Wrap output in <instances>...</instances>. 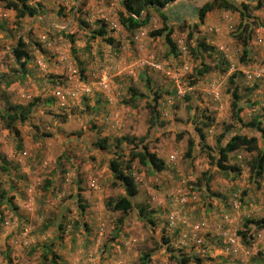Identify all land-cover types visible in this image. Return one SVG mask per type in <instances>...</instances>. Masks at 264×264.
<instances>
[{
    "label": "rangeland",
    "instance_id": "obj_1",
    "mask_svg": "<svg viewBox=\"0 0 264 264\" xmlns=\"http://www.w3.org/2000/svg\"><path fill=\"white\" fill-rule=\"evenodd\" d=\"M120 1L30 0L36 14L20 19L0 5V264H178L180 253L187 264H264V228L247 226L246 244L235 233L244 219L264 217V165L259 176L249 169L264 136L245 125L257 117L264 130V0H226L247 4L258 22L243 60L236 11L213 9L198 23L209 0H175L161 9L164 20L149 7L146 25L127 31ZM101 23L103 38H91ZM162 24L174 54L149 35ZM18 40L27 58L15 61ZM199 40L210 52L188 49ZM30 100L28 118L12 123L16 136L5 110ZM233 134L253 135L256 150L228 152L234 169L222 170L217 146ZM123 135L143 137L164 162L153 170L131 161L137 192L126 212L105 205L125 193L108 169L111 158L129 157L131 144L114 145Z\"/></svg>",
    "mask_w": 264,
    "mask_h": 264
},
{
    "label": "trees",
    "instance_id": "obj_2",
    "mask_svg": "<svg viewBox=\"0 0 264 264\" xmlns=\"http://www.w3.org/2000/svg\"><path fill=\"white\" fill-rule=\"evenodd\" d=\"M30 0H0V5L3 7L10 9L14 12L15 17L17 19L22 18L23 16L32 17L37 12V6L30 5ZM175 0H121V10L117 12V21L119 25L127 30L132 31L137 28L143 27L146 25L148 21V14L146 12L147 8L151 7L155 9L158 14L161 16V19L164 20V16L161 14V9L164 8L167 4L173 2ZM259 8V3L256 4L255 9ZM213 9H226L230 11H236L238 14V22L236 24V38L241 41L242 50L240 54V59L243 60L244 57L248 54V41L251 31L253 30V25L258 24L256 19H254L251 15H249V8L247 4L239 3L238 6H235L226 0H209L202 3L196 12V17L198 23L203 21L204 15ZM103 23L99 25V27L91 30V38L96 36L103 38ZM194 27V26H193ZM193 27L189 29L186 33V37L189 39L192 37V33L194 32ZM149 35L152 37H161L167 45L168 52L170 54L175 53V44L171 39V29L162 24L160 27L152 29L149 31ZM111 43V39L105 40ZM23 42L18 40L16 46L12 48V56L15 61H19L21 58H27V54L23 49ZM190 51L193 49H200L204 52H210L211 47L204 44L202 40L196 42L193 48H188ZM21 66L24 65L23 61L20 62ZM208 67H202L200 69H196L194 74L199 76L202 73L208 71ZM235 75L233 73L229 74L227 77V81L230 85V109L232 112V116L239 120L238 112L240 111V107L237 104L238 96L236 92V85L234 84ZM129 91V99H133L135 97V90L132 88L128 89ZM158 98V94L153 92L152 101L155 103ZM35 104L34 100H30L25 104H9L5 110V126L6 128L14 133V135L18 136V131L13 127L12 123L14 121H24L28 118L29 113ZM153 106H150V119L154 117L153 115ZM151 124V123H150ZM260 120L257 117H252L248 122L245 123L246 126L251 127L258 131L261 136H264V130L260 125ZM196 134L198 138L201 140L203 138L202 132L199 128L196 129ZM219 141V140H218ZM121 142L131 144V149L129 150V157L122 160H118L116 158H111L108 161V169L111 172L113 178L120 182L124 187L125 193L122 196H119L114 201H107L106 207L111 211H120L126 212L131 208L130 196H133L137 192V188L133 177L130 175V167L131 161L134 158L138 159V162L144 165L149 166L153 170H161L164 166V162L162 159L158 158L154 152L148 150L147 145L144 142L143 137L133 138L128 137L126 135L120 136L115 139L114 145L117 147ZM106 144V138H102L96 141V145L103 148ZM193 146L192 140H188L187 148L185 151L186 156L190 155L191 148ZM238 148H242L248 152L256 150V139L253 135H245V134H233L229 137V139L224 143L223 146H217V158L215 159L216 165L222 170H231L234 169L233 166H229L225 164L227 160V153ZM208 154L209 148H207L204 144H202V150ZM212 157V156H211ZM2 160L0 158V164ZM264 165V153L256 152V155L251 160L249 164V169L253 172V176H259L263 171ZM3 195H1L2 197ZM80 210L82 209L81 205L78 204ZM139 213H145L143 209H138ZM149 221V217H147ZM247 226L255 227V228H264V217L258 219L246 218L242 222V229L236 230V235L240 237V239L246 244V239L249 238L247 235ZM249 229V228H248ZM165 244V241H163ZM166 245L167 251L170 248ZM53 255H50V259ZM147 257V256H145ZM176 261L178 264H187L190 260L188 255L183 253L175 255Z\"/></svg>",
    "mask_w": 264,
    "mask_h": 264
},
{
    "label": "built area",
    "instance_id": "obj_3",
    "mask_svg": "<svg viewBox=\"0 0 264 264\" xmlns=\"http://www.w3.org/2000/svg\"><path fill=\"white\" fill-rule=\"evenodd\" d=\"M248 77H250V75H248Z\"/></svg>",
    "mask_w": 264,
    "mask_h": 264
}]
</instances>
